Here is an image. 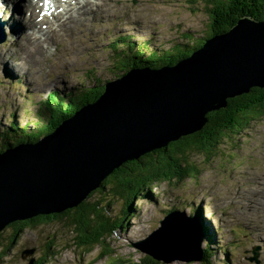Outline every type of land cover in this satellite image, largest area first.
Here are the masks:
<instances>
[{"label":"rangeland","instance_id":"rangeland-1","mask_svg":"<svg viewBox=\"0 0 264 264\" xmlns=\"http://www.w3.org/2000/svg\"><path fill=\"white\" fill-rule=\"evenodd\" d=\"M83 2L86 13L78 21L77 30L71 29L68 40L67 31L63 29L59 34L61 37L45 52L30 58L22 53L25 44L18 47L21 41L20 27L24 28L20 22L21 15L26 11V2L21 5L23 12L16 18L15 14L20 9L16 6L19 0L0 4V27L1 24L5 25L4 31H0L5 36L0 40V132L14 126L20 135L19 127L29 122V130L33 131L39 103L54 89H76L81 85L89 88L97 79L122 78L120 70L114 66L126 44L120 42L123 45L118 50L113 47L114 40L122 36L132 35L136 44L149 41L152 49L158 50L177 49L178 46L185 49L184 44L192 46L194 43L195 46L199 45L200 40L204 42L205 38H212L207 37L211 31V18L206 0ZM32 8H35L33 4ZM11 16L14 18L11 19ZM91 16L99 18L88 21ZM11 23L18 26L17 36ZM23 24L31 26V20ZM23 37L34 43L29 53L41 51L37 36L31 38L25 34ZM58 42L66 43L54 52ZM142 47V44L135 46L134 53L139 54ZM18 58L27 60L28 66L20 64ZM231 136L234 143L240 145L238 156H219L218 153L219 157L213 163L214 157L193 155L191 160L194 159L195 163H207L202 166L205 171L200 176L189 177L179 183L164 181L153 184L155 189L149 196L138 201L130 210L121 237L107 244V248H112L113 255L103 256L101 246L89 252L79 247L70 224L63 219L25 229L8 258L0 264H30L32 259L37 261L42 257L46 259L45 264H114L115 261L144 264V261H148L147 252L139 250L135 244L149 237L166 215L177 209L204 224L205 240L201 245L203 248L211 245L214 255L208 263L195 257L190 262L187 259H174L169 263L164 260L163 264H264V118L250 123L240 133H231ZM110 201L114 213L120 214L126 207V198L112 196ZM176 219L184 221L182 216ZM199 221L195 222L196 227ZM205 226L211 230L210 235L206 233ZM168 229L177 234L183 232L178 226L170 225ZM195 230L197 240H200L203 236L199 230ZM255 245L261 246V250H258L259 263L251 260L255 256ZM49 246L52 247L51 255L44 256ZM165 250L164 259L174 258L175 253L181 252L169 247ZM184 250L186 255L193 254L185 246Z\"/></svg>","mask_w":264,"mask_h":264},{"label":"water","instance_id":"water-1","mask_svg":"<svg viewBox=\"0 0 264 264\" xmlns=\"http://www.w3.org/2000/svg\"><path fill=\"white\" fill-rule=\"evenodd\" d=\"M253 86L264 88V21L249 18L207 39L176 66L134 69L104 84L105 93L96 102L55 131L0 153V232L17 220L77 205L114 168L197 131L208 111ZM196 221L183 210L170 211L135 246L159 260L168 247L181 250L164 259L167 263L201 261L203 237L197 240ZM170 225L183 232L175 233ZM184 246L193 254L186 255ZM258 250L255 246L251 260L258 261Z\"/></svg>","mask_w":264,"mask_h":264},{"label":"trees","instance_id":"trees-1","mask_svg":"<svg viewBox=\"0 0 264 264\" xmlns=\"http://www.w3.org/2000/svg\"><path fill=\"white\" fill-rule=\"evenodd\" d=\"M206 7L211 18V31L207 37L228 32L243 19L264 21V0H206ZM132 39V35H125L113 42L115 50L126 44L114 66L123 76L134 69L150 70L178 64L189 58L192 55L190 52L198 50L207 38L204 42L200 40L199 45L184 44L185 49L183 46H178L177 49H152L150 42L146 41L141 43L143 47L139 54L134 53L133 48L141 44H136ZM122 41L123 44L120 43ZM97 80L89 88L85 85L76 87L78 91L58 88L49 92L36 110L37 120L34 121L36 127L33 131L29 130V122L19 127L20 135L14 126L0 132V153L22 143L37 142L55 131L83 106L104 94V84L114 79ZM261 118H264V88L253 86L249 91L228 97L226 106L212 109L205 114L206 121L200 129L169 141L167 145L153 149L138 159L123 162L103 179L101 187L92 190L88 197L77 205L63 212L39 214L7 225L0 232V262L8 258L9 252L16 246L25 229L63 219L70 224L79 247L89 252L90 249L101 246L104 249L103 256L113 255L112 248H107V244L121 237L130 210L138 201L149 196L152 189H155L153 184L164 181L179 183L189 177L200 176L205 171L202 166L207 163L198 160L196 161L199 163H195L194 159L191 160L193 155L214 157L213 163L220 155L238 156L240 145L234 143L231 133H240L247 129L250 123ZM112 196L126 198V207L120 214L113 212V203L110 201ZM204 229L210 235L206 226ZM212 248L211 245L204 248L201 261L208 263L209 259H212ZM51 249L49 246L44 256H50ZM146 258L148 261H144V264L164 263V259L159 260L149 253ZM44 260L46 259L42 257L34 260V263L45 264ZM114 264H122V261H115Z\"/></svg>","mask_w":264,"mask_h":264},{"label":"bare ground","instance_id":"bare-ground-1","mask_svg":"<svg viewBox=\"0 0 264 264\" xmlns=\"http://www.w3.org/2000/svg\"><path fill=\"white\" fill-rule=\"evenodd\" d=\"M17 24V23H16ZM0 31H4V25L3 24H1V27H0ZM0 34H1V32H0ZM5 38V36L4 35H0V40H2V39H4ZM171 66H176V64L175 65H171ZM198 224V223H197ZM200 225L198 224V227H199ZM196 227V226H195ZM199 230V229H198ZM199 232H200V230H199ZM179 235H180V233H179ZM167 238V237H166ZM162 242H164V241H162ZM178 247V246H177ZM177 249V248H176ZM180 252V251H179ZM214 252V251H213ZM169 253V252H168ZM214 254V253H213ZM216 254V253H215ZM174 256V255H173Z\"/></svg>","mask_w":264,"mask_h":264},{"label":"flooded vegetation","instance_id":"flooded-vegetation-1","mask_svg":"<svg viewBox=\"0 0 264 264\" xmlns=\"http://www.w3.org/2000/svg\"><path fill=\"white\" fill-rule=\"evenodd\" d=\"M32 260H34V259H32Z\"/></svg>","mask_w":264,"mask_h":264}]
</instances>
